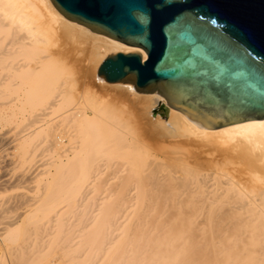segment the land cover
<instances>
[{
    "label": "bare ground",
    "instance_id": "1",
    "mask_svg": "<svg viewBox=\"0 0 264 264\" xmlns=\"http://www.w3.org/2000/svg\"><path fill=\"white\" fill-rule=\"evenodd\" d=\"M135 50L52 0H0V188L17 187L0 197V264H264V118L202 128L96 80Z\"/></svg>",
    "mask_w": 264,
    "mask_h": 264
},
{
    "label": "water",
    "instance_id": "2",
    "mask_svg": "<svg viewBox=\"0 0 264 264\" xmlns=\"http://www.w3.org/2000/svg\"><path fill=\"white\" fill-rule=\"evenodd\" d=\"M68 19L143 48L97 78L156 92L197 126L264 118V0H52Z\"/></svg>",
    "mask_w": 264,
    "mask_h": 264
},
{
    "label": "rangeland",
    "instance_id": "3",
    "mask_svg": "<svg viewBox=\"0 0 264 264\" xmlns=\"http://www.w3.org/2000/svg\"><path fill=\"white\" fill-rule=\"evenodd\" d=\"M70 63H72V62H68V64L67 63H64L65 65H63V67H64V70H65V74H67V78L69 79L70 78V81H73L74 80V78H75V74L74 73H72V72H75L74 71V69H72L73 71H71L70 70V66L72 65H70ZM67 67V68H66ZM96 71H98V69L96 70ZM97 73L98 72H96L95 73V78H96V80L98 79L97 78ZM74 77V78H73ZM77 86H79V84L77 85ZM158 113H159V116H163V117H165V118H167V117H169L170 116V112H169V115L168 116H165V114H164V112H163V108H162V105L160 106V109H159V111H158ZM149 139H151L150 141H152V139H153V143L151 144V145H147V144H150V142H149ZM149 139H147L148 141H146L147 142V144H144L145 146H146V150L145 149H143V152H144V158L145 159H147L148 158V160H151L150 158H152V160L154 159V157L155 156H153V155H155L156 154V150H151V148L153 149L154 148V144L156 143V137L155 136H153L152 137V135H151V137L149 138ZM134 141H135V138H134ZM155 142V143H154ZM148 146V147H147ZM149 146H152V147H149ZM187 147H191V146H187ZM0 148H1V152H0V156L2 155V154H5V153H7L10 149L8 148V146L6 145H2V144H0ZM3 148V149H2ZM4 148H5V151H4ZM8 148V149H7ZM145 148V147H144ZM155 149H156V147H155ZM8 150V151H7ZM151 150V151H150ZM4 151V152H3ZM152 151H153V153H152ZM146 153H148V154H146ZM152 153V154H151ZM150 154V155H149ZM149 155V156H148ZM3 158H2V156L0 157V160H2ZM0 180H2V179H4V178H6L8 175V170H9V168L11 169V166L9 165H6L5 164V162H3V160L2 161H0ZM7 166V167H6ZM6 167V168H5ZM8 171V172H7ZM4 185H2V187L0 188V191H2V189H3V191H2V193L0 192V197H2V195H8V194H10L11 192H12V190L13 189H15V188H17V187H6V191H5V189H4V187H3ZM12 190H11V189ZM7 189L10 191V192H8L7 191ZM5 191V192H4ZM2 194V195H1ZM20 204V203H19ZM18 204V205H19ZM12 205H16V204H12ZM27 204L25 205V204H21V207L20 206H15L14 207V212L12 211V212H10L9 214H11V213H15V212H17V214H19V213H22V211H24L25 209H27V208H29V206H27ZM20 207V208H19ZM19 208V209H18ZM17 209V210H16ZM20 209H21V212H20ZM19 211V212H18ZM0 226H2V224H0ZM5 249V247H4V245L2 244V241H0V255L1 254H3V250Z\"/></svg>",
    "mask_w": 264,
    "mask_h": 264
}]
</instances>
